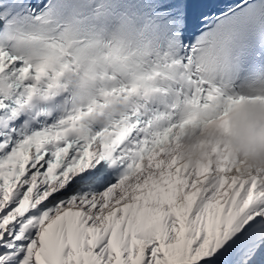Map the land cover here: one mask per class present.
Segmentation results:
<instances>
[{"label": "snow or ice", "instance_id": "snow-or-ice-1", "mask_svg": "<svg viewBox=\"0 0 264 264\" xmlns=\"http://www.w3.org/2000/svg\"><path fill=\"white\" fill-rule=\"evenodd\" d=\"M0 264H264V0H0Z\"/></svg>", "mask_w": 264, "mask_h": 264}]
</instances>
